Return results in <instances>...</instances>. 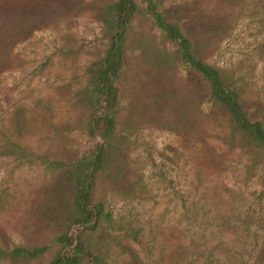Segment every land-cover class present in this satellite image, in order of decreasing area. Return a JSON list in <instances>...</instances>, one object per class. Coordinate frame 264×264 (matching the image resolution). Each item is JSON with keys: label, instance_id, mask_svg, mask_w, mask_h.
<instances>
[{"label": "trees", "instance_id": "trees-1", "mask_svg": "<svg viewBox=\"0 0 264 264\" xmlns=\"http://www.w3.org/2000/svg\"><path fill=\"white\" fill-rule=\"evenodd\" d=\"M83 13L98 24L95 40L102 51L82 67L83 83L68 98L61 120L48 103L35 102V108L46 110L56 129H73L96 141L78 152L65 146L62 133L56 134L51 142L58 152L49 148L38 155L20 143L36 128L35 108L29 118L14 111L2 119L0 154L33 156L48 174L33 211L39 232L10 248L0 245V264H36L52 246L57 249L45 264H145L148 257L135 248L145 229L132 218L117 217L108 206V197L132 201L152 196L131 156L143 129L171 132L185 148L212 138L227 152L245 155L247 168L264 164V95L250 81L261 46L235 65L209 61L242 17L264 21V0H0V73L13 68L15 46L42 30H64L54 53L74 62L82 44L71 29ZM216 157L222 160L223 154ZM217 171L211 156L200 161L195 194L189 190L179 197L177 225L151 229L158 242L149 262L264 264V204L258 217L250 205L243 208L241 195L211 183ZM261 175L259 196L264 171ZM201 209L213 215L201 232H191L189 223Z\"/></svg>", "mask_w": 264, "mask_h": 264}, {"label": "rangeland", "instance_id": "rangeland-1", "mask_svg": "<svg viewBox=\"0 0 264 264\" xmlns=\"http://www.w3.org/2000/svg\"><path fill=\"white\" fill-rule=\"evenodd\" d=\"M171 1L179 0H169ZM97 32L98 24L88 13L77 17L71 34L82 45L74 62L54 53V47L59 45L64 33L61 29L36 31L26 41L16 45L13 50L14 56L16 55L13 68L0 73V122L2 119L5 121L14 111L26 112L29 118L36 107L35 102L48 103L47 106L55 110L54 116L61 120L62 115L66 114L68 98L83 83L82 67L92 59L93 54L100 53L103 49L95 40ZM257 44L261 46V52L255 53L250 81L259 94L264 95V21L258 23L251 17H242L230 37L220 43L218 53H214L209 61L217 66L235 65L245 54H252ZM37 110L35 108L32 114L37 117L36 128L25 133L20 140L21 145L26 146L31 153L41 155L45 151L58 152V147L53 146L51 140L61 133L65 136V146L78 152L89 148L96 141V138H86L73 129L63 132L56 129L57 125L48 119L49 113L45 109V113ZM37 114H43L42 119ZM64 120L65 117L62 122ZM205 141L185 148L179 136L164 130L146 128L138 133L131 147V156L136 160L135 164L152 196L132 201L108 197V206L117 217L132 218L135 224L145 229L141 246H135L140 256L148 257L145 264H152L149 258L152 261L157 255V250L152 245L154 243L156 246L158 241L153 240L150 235L151 229L165 230L172 224L177 225L182 204L179 197L186 195L189 190L192 195L195 194V173L203 158L209 159L211 156L218 164V171L211 173L209 177L214 180L211 183L214 182L217 186L225 184L233 194L241 195V199L237 198L238 204L243 205V208H246V204L250 205L249 211L256 210L255 216L260 215L259 205L264 204V194L259 196L262 191L260 178L264 164L247 168L250 162L245 155L235 151L227 152L224 145L212 138H206ZM203 144L213 148L215 152L207 150ZM192 152L197 154L193 155ZM217 152L223 154L222 160L216 157ZM33 159V156L18 159L0 154V245L6 248L23 243L25 237H32L35 232H39L35 229L36 218L33 211L41 181L48 171L38 160ZM206 172L208 175L210 170L207 169ZM190 199L185 203H189ZM204 212H207L206 209H201L198 218L189 223L191 232H201V228L206 227L204 220H209L213 213L206 215ZM201 213H204L203 218ZM186 223L188 222H178L179 227L188 225ZM255 229L256 225L250 226L251 231ZM210 230L207 226L206 237ZM243 241L246 249L251 251L252 245L249 246L244 238ZM56 249L55 246L50 247L36 264H45Z\"/></svg>", "mask_w": 264, "mask_h": 264}]
</instances>
